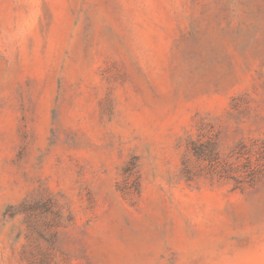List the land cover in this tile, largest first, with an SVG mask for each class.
Listing matches in <instances>:
<instances>
[{
	"label": "rangeland",
	"instance_id": "rangeland-1",
	"mask_svg": "<svg viewBox=\"0 0 264 264\" xmlns=\"http://www.w3.org/2000/svg\"><path fill=\"white\" fill-rule=\"evenodd\" d=\"M0 264H264V0H0Z\"/></svg>",
	"mask_w": 264,
	"mask_h": 264
}]
</instances>
